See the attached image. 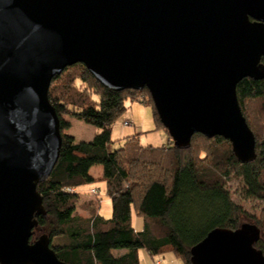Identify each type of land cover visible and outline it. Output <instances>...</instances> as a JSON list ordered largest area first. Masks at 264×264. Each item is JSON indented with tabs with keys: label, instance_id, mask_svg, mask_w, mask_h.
Returning <instances> with one entry per match:
<instances>
[{
	"label": "water",
	"instance_id": "water-1",
	"mask_svg": "<svg viewBox=\"0 0 264 264\" xmlns=\"http://www.w3.org/2000/svg\"><path fill=\"white\" fill-rule=\"evenodd\" d=\"M263 59L264 0H0V264H68L47 234L31 241L63 143L56 75L83 63L111 90L147 88L176 147L222 136L250 163L237 85L264 79ZM260 233L216 228L192 264H264Z\"/></svg>",
	"mask_w": 264,
	"mask_h": 264
},
{
	"label": "trees",
	"instance_id": "trees-1",
	"mask_svg": "<svg viewBox=\"0 0 264 264\" xmlns=\"http://www.w3.org/2000/svg\"><path fill=\"white\" fill-rule=\"evenodd\" d=\"M237 95L256 137L257 157L250 163L238 160L228 139L201 133L192 137L188 149L141 145L137 134L125 136L122 146L113 148V125L128 110V101L152 106L157 122L169 134L149 90L114 91L97 81L83 63L67 67L53 78L49 90L63 143L51 176L37 187L46 215L37 217L31 241L47 234L59 258L68 264H142L141 249L152 257L172 252L183 264H192L191 249L212 230L253 223L261 230L255 247L264 253V215H253L240 203L264 201V136H258L248 114L250 102L264 105V79H242ZM67 116L100 131L90 141H77L67 133L71 125ZM197 137L205 140V146L196 147ZM96 165L103 167L97 175L91 172ZM234 178L241 182L239 201L229 186ZM98 181L106 183L111 216L99 212L100 199L97 208L85 201L89 214H78L77 188ZM134 214L142 218L141 228H136Z\"/></svg>",
	"mask_w": 264,
	"mask_h": 264
},
{
	"label": "rangeland",
	"instance_id": "rangeland-1",
	"mask_svg": "<svg viewBox=\"0 0 264 264\" xmlns=\"http://www.w3.org/2000/svg\"><path fill=\"white\" fill-rule=\"evenodd\" d=\"M140 95H142L140 93ZM143 93L142 96H144ZM128 110L122 114L115 124L113 125L112 131V140H113V148H119L124 143V137L128 135H133L136 127H142V133H137L139 137V142L141 145H154V146H162V145H174V142L170 135L166 132V130L159 125L157 122L154 110L152 106H145L144 104H140L138 102H127ZM146 107V108H145ZM131 108L133 109V117L129 116ZM249 108V119L251 124L253 125L256 133L260 138L264 136V105L261 102H250L248 104ZM67 119L70 121V127L67 129V133L73 135L77 141H90L94 138V136L100 131V129L92 124H89L83 120H80L74 116H67ZM130 120L133 123L131 125H125L124 121ZM141 130V129H140ZM199 140L196 147L205 146V140L201 137H197ZM203 153V152H201ZM91 172L93 174H100L103 172L102 165H96L91 168ZM240 179L234 178L229 186L232 189L233 197L236 200H241L238 198L237 192L240 189ZM94 188V189H93ZM92 189V190H91ZM81 192L80 201L78 202L77 213L80 215H88L89 213L86 211L84 206V202L91 200L92 207L97 208L100 199V213L105 217H110L112 214V204L110 199L106 195V183L104 181H98L90 184H86L79 188ZM245 209H247L250 213L256 216L264 215V201L251 199L247 201H240ZM135 224H139L138 228L142 227V218L135 217ZM125 250H115V253L124 252ZM140 257L142 264H154L152 261L150 263V256L148 252L144 249L140 250ZM156 259H162L163 264H183L180 258L176 257L172 252H167L162 255L156 256ZM172 261H169L171 259Z\"/></svg>",
	"mask_w": 264,
	"mask_h": 264
},
{
	"label": "crops",
	"instance_id": "crops-1",
	"mask_svg": "<svg viewBox=\"0 0 264 264\" xmlns=\"http://www.w3.org/2000/svg\"><path fill=\"white\" fill-rule=\"evenodd\" d=\"M138 103H140V102H138ZM140 104H143V103H140ZM146 107H147V105L146 104H144ZM145 107V108H146ZM133 109L131 108V110H130V113H129V116L130 117H133ZM142 125L140 126V127H136V129H135V131H134V134H136V132L137 133H142ZM141 129V130H140ZM82 187V186H81ZM80 188V187H79ZM79 188H77V190L79 191ZM94 189V188H93ZM92 190V189H91ZM109 198V197H108ZM111 201V200H110ZM99 212H100V210H99ZM136 215V214H135ZM104 216V215H103ZM135 217H138L137 215L135 216ZM138 218H140V217H138ZM134 224H135V220H134ZM135 226H136V228H138L139 227V224H135ZM138 226V227H137ZM149 254V253H148ZM139 255H140V252H139ZM149 256H150V254H149ZM156 256L155 257H152V256H150V263L153 261L154 262V260H156ZM140 259H141V257H140ZM171 259V258H170ZM159 260H161V264H163L162 262V259H159ZM173 259H171V260H169V261H172Z\"/></svg>",
	"mask_w": 264,
	"mask_h": 264
},
{
	"label": "built area",
	"instance_id": "built-area-1",
	"mask_svg": "<svg viewBox=\"0 0 264 264\" xmlns=\"http://www.w3.org/2000/svg\"><path fill=\"white\" fill-rule=\"evenodd\" d=\"M132 123H133V122L130 121V120H125V121H124V124L127 125V126H128V125H131ZM154 264H161V260H159V259L156 260V262H155Z\"/></svg>",
	"mask_w": 264,
	"mask_h": 264
},
{
	"label": "flooded vegetation",
	"instance_id": "flooded-vegetation-1",
	"mask_svg": "<svg viewBox=\"0 0 264 264\" xmlns=\"http://www.w3.org/2000/svg\"><path fill=\"white\" fill-rule=\"evenodd\" d=\"M263 62H264V59H263Z\"/></svg>",
	"mask_w": 264,
	"mask_h": 264
}]
</instances>
